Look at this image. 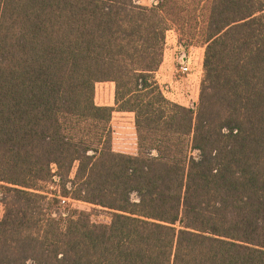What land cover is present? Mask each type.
I'll return each mask as SVG.
<instances>
[{"label":"trees","instance_id":"obj_1","mask_svg":"<svg viewBox=\"0 0 264 264\" xmlns=\"http://www.w3.org/2000/svg\"><path fill=\"white\" fill-rule=\"evenodd\" d=\"M139 1L0 0V264H264V0ZM172 28L205 46L195 108L156 78ZM115 111L137 155L113 150Z\"/></svg>","mask_w":264,"mask_h":264},{"label":"rangeland","instance_id":"obj_2","mask_svg":"<svg viewBox=\"0 0 264 264\" xmlns=\"http://www.w3.org/2000/svg\"><path fill=\"white\" fill-rule=\"evenodd\" d=\"M140 4L151 6L154 0H140ZM187 55L190 59V71L185 73L181 69L178 60L181 56ZM204 56L205 46L202 43L189 45L184 39L180 40V34L175 28L167 32L166 44L164 50V60L160 67L162 70L156 73V78L162 85L166 97L179 104L195 108L199 102L201 83L204 77ZM112 81L98 82L96 84V103L98 105L104 103L102 99L101 89L104 91L113 86L115 95V83ZM106 95V94H103ZM115 106V103L114 105ZM126 111H115L111 121L113 132L112 146L113 150L118 153L137 155L139 153L138 134L135 126V113H125ZM85 127H80L82 131ZM101 130L92 122V143L97 144V138L100 137ZM77 164L74 168L72 177L75 176ZM54 182L43 183L42 189L47 192L51 190H59V177L55 176ZM59 187V188H58ZM0 219L5 213V206L2 202L3 194L6 192L5 185L0 186ZM62 196L59 198L61 199ZM68 198L67 203L61 202L63 210L70 214L78 212H86L90 215V219L96 223H106L111 220V210L101 206L93 205L80 200ZM136 199V196H134ZM32 264V263H30Z\"/></svg>","mask_w":264,"mask_h":264},{"label":"crops","instance_id":"obj_3","mask_svg":"<svg viewBox=\"0 0 264 264\" xmlns=\"http://www.w3.org/2000/svg\"><path fill=\"white\" fill-rule=\"evenodd\" d=\"M162 70V68L160 69V71ZM158 72V77H159V71ZM102 83V82H101ZM113 83L114 82H110ZM115 85V84H114ZM103 89L100 90V92H102V99L105 101L104 103L100 104V105H109L112 106L115 103V95H114V90H113V86H109V89L107 91H104L105 93H103ZM106 94V95H103ZM127 113V112H125ZM129 113H133V112H129Z\"/></svg>","mask_w":264,"mask_h":264},{"label":"built area","instance_id":"obj_4","mask_svg":"<svg viewBox=\"0 0 264 264\" xmlns=\"http://www.w3.org/2000/svg\"><path fill=\"white\" fill-rule=\"evenodd\" d=\"M178 62L181 65V69L183 72L188 73L190 71V59L187 55H183L181 56V58L178 60ZM1 182H0V186H1ZM1 192V191H0ZM68 198L67 197H61V202L63 203H67Z\"/></svg>","mask_w":264,"mask_h":264}]
</instances>
